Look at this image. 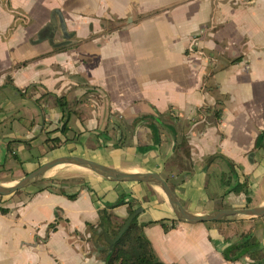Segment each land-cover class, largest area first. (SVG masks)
I'll list each match as a JSON object with an SVG mask.
<instances>
[{"label":"crops","instance_id":"1","mask_svg":"<svg viewBox=\"0 0 264 264\" xmlns=\"http://www.w3.org/2000/svg\"><path fill=\"white\" fill-rule=\"evenodd\" d=\"M55 98L67 103L66 117ZM262 131L264 0H0L7 182L75 148L108 167L159 174L195 215L260 206ZM183 141L189 163L177 149ZM56 179L0 198V264H104L106 233L87 224L119 196L141 209L137 222L150 223L141 232L163 264H253L220 253L224 240L249 231L264 253V218L190 225L174 219L154 185L90 171ZM107 211L116 224L129 216L126 204ZM161 220L176 222L165 232Z\"/></svg>","mask_w":264,"mask_h":264},{"label":"trees","instance_id":"2","mask_svg":"<svg viewBox=\"0 0 264 264\" xmlns=\"http://www.w3.org/2000/svg\"><path fill=\"white\" fill-rule=\"evenodd\" d=\"M237 59L232 60L230 63H234ZM15 89V88H14ZM18 91L17 89H15ZM57 106L64 112L66 110L67 103L62 98H55ZM66 117V114L64 115ZM151 117H140L139 121L147 120ZM154 119V118H152ZM66 121L63 123L62 131L66 130ZM135 125V124H134ZM153 133V131H152ZM66 140L65 142H67ZM157 141V134L153 133V142ZM59 148V144L55 142L52 149ZM264 148V131L260 132L254 143V150ZM177 149H181V158L184 162H190L189 148L186 142H179ZM228 166L232 168V164L227 162ZM45 188H41L38 191H42ZM235 191L246 192L244 184H238ZM69 199H73L74 195H68ZM127 205V213L130 215L135 209L138 208L137 204L132 202H125L123 196H119L117 201L112 205H107L106 209L99 210L98 222L96 225L87 224V228L94 235L98 230L109 235L110 238H115L123 223H113L112 216L108 213L107 209H112L117 206ZM1 213H6L5 209L0 208ZM167 220H161L163 230L166 232L170 230L176 221L172 220L168 223H164ZM150 223L138 224L137 217L132 220L127 229L121 235L119 240L112 245H108L103 236H100L99 242L106 249L100 252V257L104 261V264H163L155 255L152 250L149 241L141 232V228ZM224 246L220 248L221 257L225 262L235 263L243 258L250 259L253 264H264V253L260 246L252 241V233L246 232L241 234L236 240H224ZM215 247H219L217 243H214Z\"/></svg>","mask_w":264,"mask_h":264},{"label":"water","instance_id":"3","mask_svg":"<svg viewBox=\"0 0 264 264\" xmlns=\"http://www.w3.org/2000/svg\"><path fill=\"white\" fill-rule=\"evenodd\" d=\"M59 165H74L88 170L103 179L114 182H133L154 185L163 193L173 212L174 219L180 223L194 225L198 223L230 222L240 219L264 218V205L239 209H223L202 215L192 214L183 208L169 185L159 174L149 172H126L80 156H60L40 164L35 170L25 174L12 185H0V197L11 196L17 191L31 186L40 181L49 170ZM140 212L141 209L137 208L126 218L115 238L112 239L108 235L103 234L105 242L109 246L117 242L132 220L136 218ZM96 236L98 237V235Z\"/></svg>","mask_w":264,"mask_h":264},{"label":"rangeland","instance_id":"4","mask_svg":"<svg viewBox=\"0 0 264 264\" xmlns=\"http://www.w3.org/2000/svg\"><path fill=\"white\" fill-rule=\"evenodd\" d=\"M61 151L64 154V156H80V157L84 156L85 158L88 157L87 155H85L84 152L82 153L81 151H79L78 149L76 150L75 148L61 150ZM59 153H61V152H59ZM83 171H88V170L82 169V168L74 166V165H59V166H56V167L52 168L51 170H49L40 181L32 184L31 186H29L25 189H22V190H26L29 193V191L30 192L31 191H37L41 188L46 189L51 185L53 180H57L56 178H58L59 176L69 174V173H74V172H83ZM24 175H25V173H24ZM12 178H13V176L0 177V185H12L15 181L14 182H7ZM54 189H56V188L54 187ZM20 191H17L15 194H19ZM22 192H25V191H22Z\"/></svg>","mask_w":264,"mask_h":264},{"label":"bare ground","instance_id":"5","mask_svg":"<svg viewBox=\"0 0 264 264\" xmlns=\"http://www.w3.org/2000/svg\"><path fill=\"white\" fill-rule=\"evenodd\" d=\"M84 157V156H83ZM83 169V168H82Z\"/></svg>","mask_w":264,"mask_h":264}]
</instances>
